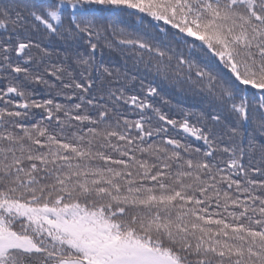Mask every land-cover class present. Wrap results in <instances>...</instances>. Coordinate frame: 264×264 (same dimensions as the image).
Wrapping results in <instances>:
<instances>
[{
	"label": "snow or ice",
	"instance_id": "1",
	"mask_svg": "<svg viewBox=\"0 0 264 264\" xmlns=\"http://www.w3.org/2000/svg\"><path fill=\"white\" fill-rule=\"evenodd\" d=\"M0 264H264V0H0Z\"/></svg>",
	"mask_w": 264,
	"mask_h": 264
},
{
	"label": "trees",
	"instance_id": "2",
	"mask_svg": "<svg viewBox=\"0 0 264 264\" xmlns=\"http://www.w3.org/2000/svg\"><path fill=\"white\" fill-rule=\"evenodd\" d=\"M106 59L113 60L117 64L123 63L120 58V54L118 52H108L104 53ZM166 90L165 98L169 101V103L173 106L181 105L185 108H198L199 105L197 101L191 96H185L179 92L177 89H171L167 84L164 85Z\"/></svg>",
	"mask_w": 264,
	"mask_h": 264
}]
</instances>
